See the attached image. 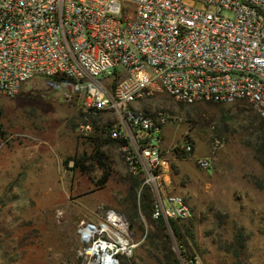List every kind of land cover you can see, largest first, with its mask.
<instances>
[{"label": "rangeland", "instance_id": "obj_1", "mask_svg": "<svg viewBox=\"0 0 264 264\" xmlns=\"http://www.w3.org/2000/svg\"><path fill=\"white\" fill-rule=\"evenodd\" d=\"M69 89L70 80L37 75L16 94H0V264L95 263L98 255L87 251L98 233L85 240L80 228L100 226L107 208L126 219L120 232L126 245L104 233L112 237L108 244L115 255L137 264H163L146 238L144 215L143 229L130 226L126 215L133 176L140 179L137 199L147 188L153 203L151 185L143 183V173L130 172L120 143L103 141L108 136L95 129L114 122L116 114L78 108L64 99ZM135 105L167 114L160 145L170 169L163 188L183 195L191 209L188 217L177 219L183 232L190 228L182 238L173 233L170 219L163 218L179 264H264V166L255 155L252 104L244 99L185 103L161 91L135 100ZM86 122L93 129L84 134L78 127ZM213 136L221 144L212 166L201 168L194 155L210 154ZM189 138L193 155L179 156ZM76 158L86 171L75 167ZM105 170L108 178L99 185L96 180ZM236 228L245 236L238 255L233 246Z\"/></svg>", "mask_w": 264, "mask_h": 264}, {"label": "built area", "instance_id": "obj_2", "mask_svg": "<svg viewBox=\"0 0 264 264\" xmlns=\"http://www.w3.org/2000/svg\"><path fill=\"white\" fill-rule=\"evenodd\" d=\"M37 75L70 78L64 99L84 111H113L116 120L101 123L100 132L123 140L128 169L151 185L152 216L186 218L184 196L163 188L167 114L132 102L161 91L185 103L244 99L264 118V0H0V94H16ZM78 129L86 134L92 123ZM220 144L213 136L210 154L194 155L196 163L210 168ZM181 148L192 156L194 141ZM111 213L120 214V225L108 220ZM125 220L107 208L98 227L110 229L95 231L93 245L112 241L104 233L124 231Z\"/></svg>", "mask_w": 264, "mask_h": 264}, {"label": "trees", "instance_id": "obj_3", "mask_svg": "<svg viewBox=\"0 0 264 264\" xmlns=\"http://www.w3.org/2000/svg\"><path fill=\"white\" fill-rule=\"evenodd\" d=\"M120 71L119 69L115 68L111 74L108 75L107 82L109 84L114 85L119 78ZM55 79H66L70 80V78L63 76V75H53L50 76ZM172 97V96H171ZM181 102V101H178ZM212 102V101H207ZM212 103H220V102H212ZM254 108V107H253ZM145 110L149 111V109L144 106ZM254 130L256 132V144H255V155L260 161V163L264 166V118H262L258 112L255 110L254 114ZM95 129L98 130V133L100 136L102 133L100 132L101 127L96 125ZM98 134L94 136L95 141H98ZM105 137L103 141L109 140ZM114 139V138H112ZM117 140L118 143L123 141L122 139H114ZM96 149L95 152L98 155L100 152L98 150V143L95 144ZM179 156H186L184 152L178 153ZM75 167L79 166L80 169L83 171H86L85 164L79 160L78 158L75 159ZM101 164H103L102 161H100ZM108 178V171L105 170L104 173L96 180V182L99 185H103L105 181ZM140 179L133 176L132 182L128 187V196L131 199V204L128 206V210L126 211V215L129 218L130 226H134L137 224L138 228L143 229L144 228V221L141 218V214L144 215L146 222L149 224V228L146 234V238L148 239V243L152 245L154 253L159 261H162L163 264H179L177 257L174 255V252L170 246V240L168 237V233L166 231V222L163 220L162 217L155 218L152 216V197L148 191L147 188H142L140 191L141 198L137 199L136 193V187L139 186ZM170 226L172 228L173 233L176 237L182 238L183 233H190V228L188 226H185V232H183L182 226L177 222V219L170 218ZM234 238V253L235 255H238V252L240 251V248L244 244V234L243 230L241 228H236L233 234ZM118 259L119 264H137V262L132 259V261L129 260V258H125L124 256H116ZM193 260V259H192ZM192 264H195L192 262Z\"/></svg>", "mask_w": 264, "mask_h": 264}, {"label": "bare ground", "instance_id": "obj_4", "mask_svg": "<svg viewBox=\"0 0 264 264\" xmlns=\"http://www.w3.org/2000/svg\"><path fill=\"white\" fill-rule=\"evenodd\" d=\"M108 220L112 221L114 224L120 225V214H114L111 213V216L108 218ZM104 229H110V226L107 224H103V228H99L97 225L88 224L82 228V238L83 239H90L95 231L104 230ZM124 229V227H123ZM115 236L117 238L118 243L121 244V246L126 245L128 243L127 238H125L120 232H115ZM91 245V244H90ZM108 244L106 242L101 244H94L89 246V250L87 251V254H95V252L98 250L100 255L96 259L95 263L93 264H119L118 259L115 257L113 253H111L110 249H108Z\"/></svg>", "mask_w": 264, "mask_h": 264}, {"label": "crops", "instance_id": "obj_5", "mask_svg": "<svg viewBox=\"0 0 264 264\" xmlns=\"http://www.w3.org/2000/svg\"><path fill=\"white\" fill-rule=\"evenodd\" d=\"M145 105H143V107H144ZM134 107H136V108H140V107H138L137 105H135ZM198 154V153H197ZM197 156H199V155H197Z\"/></svg>", "mask_w": 264, "mask_h": 264}]
</instances>
